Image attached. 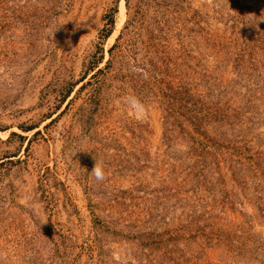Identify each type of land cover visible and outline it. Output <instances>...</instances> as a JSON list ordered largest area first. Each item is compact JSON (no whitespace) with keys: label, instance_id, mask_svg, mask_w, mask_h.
Instances as JSON below:
<instances>
[{"label":"rangeland","instance_id":"1","mask_svg":"<svg viewBox=\"0 0 264 264\" xmlns=\"http://www.w3.org/2000/svg\"><path fill=\"white\" fill-rule=\"evenodd\" d=\"M0 264H264V0H0Z\"/></svg>","mask_w":264,"mask_h":264},{"label":"clouds","instance_id":"2","mask_svg":"<svg viewBox=\"0 0 264 264\" xmlns=\"http://www.w3.org/2000/svg\"><path fill=\"white\" fill-rule=\"evenodd\" d=\"M124 103L135 116H142L145 110L143 102L135 94H129L124 98ZM91 175L97 182H103L106 179L105 169L102 163L94 164L91 169Z\"/></svg>","mask_w":264,"mask_h":264},{"label":"bare ground","instance_id":"3","mask_svg":"<svg viewBox=\"0 0 264 264\" xmlns=\"http://www.w3.org/2000/svg\"><path fill=\"white\" fill-rule=\"evenodd\" d=\"M120 22V21H119Z\"/></svg>","mask_w":264,"mask_h":264}]
</instances>
